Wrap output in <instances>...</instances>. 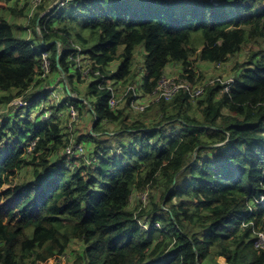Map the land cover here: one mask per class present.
I'll use <instances>...</instances> for the list:
<instances>
[{"label": "trees", "instance_id": "16d2710c", "mask_svg": "<svg viewBox=\"0 0 264 264\" xmlns=\"http://www.w3.org/2000/svg\"><path fill=\"white\" fill-rule=\"evenodd\" d=\"M22 1L0 0L15 4L0 11V264H46L75 241L81 264H264V0H49L30 38L14 23L34 11ZM245 49L228 91L216 81L145 113L130 95L129 114L110 107L109 87L142 72L152 95L171 64L193 81L194 62L227 64ZM80 58L92 62L82 98ZM58 76L67 85L54 99ZM87 106L93 130L74 142L67 123ZM76 145L84 155L68 156ZM148 185L162 188L136 214Z\"/></svg>", "mask_w": 264, "mask_h": 264}, {"label": "rangeland", "instance_id": "374dc122", "mask_svg": "<svg viewBox=\"0 0 264 264\" xmlns=\"http://www.w3.org/2000/svg\"><path fill=\"white\" fill-rule=\"evenodd\" d=\"M33 1H34V4H32V0H29V1L25 0V1H22L21 3H18L19 5L17 7L20 10H23L24 7L26 8V12H25L26 14H28V11H29V9L31 7L34 8L33 9L34 11L30 12L29 16H27V17H17L16 16V20L14 22L15 24H18L19 26H23V27H25V29H27L26 30L27 33H24L23 31H21V30L19 31L18 30V34L19 35L27 36V38L32 37V33L31 32L33 30V26H32V22H31V18L36 13L35 12L36 7H38V4L40 5L41 2L45 3L47 1V3H48L49 0H33ZM62 1L63 0H56L55 3H53V6L57 5L58 3L61 4ZM11 5L15 6L14 3H12L10 5H8L6 3H0V11H3L4 8H7L8 6H11ZM37 31L39 32V28H37ZM137 53H138V56H137L134 68L136 70L137 69L140 70L143 67L144 51H143L142 48H139L137 50ZM249 54H250V50L249 49H245L243 52H241V54H239V55H237L235 57H232L227 64L217 65V66L216 65H211V64H208V63H204V62H200V61L194 62L195 64L193 63V70L195 72L196 77L194 78V80L192 82H194V84L196 86H205V87H207L209 84H211L213 82H216L218 79H225V80L232 79L234 74H235V70L237 69V67L240 64H242L243 62L247 61ZM194 58H196V57H194ZM91 63H92L91 60L82 59V58H80V61H78V64H79L78 67H80L81 71L84 72L83 73V76H84L83 80H85L84 83H78L77 84V87H78V89L81 92L80 93L81 94V96H80L81 98L86 93V89H87L88 84H89V80H90L89 71L91 70V68H90V64ZM45 64H46V70L49 72V69L47 68L48 62H46ZM117 66H118V63H114V64H112L109 67V70L110 71H114V70H116ZM167 72H166V75H170V76H181L182 74H184L182 72V66L180 64H171V65H169ZM169 72H170V74H169ZM184 76H186V78L188 79L190 74L185 73ZM55 77H56V75H51V74L46 76L47 79H52V80H54ZM135 79H136V84L132 85V86L136 87V89L138 90V93L142 95V99L143 100H146V102H149L148 99H144L146 97L143 95V93L141 92V89H140L141 85L143 84V72L140 74V76L136 75ZM59 82H60V78L58 76V78L56 79L55 83L52 86H48L49 89L53 91V98L54 99H59L60 98L59 97L60 94L58 92H56V89L63 90L65 85H67V83H64L65 81L63 83H60V85H58ZM222 86L224 87L223 88V92L228 91L231 88V87H229L230 85H228L227 82L222 84ZM127 87L128 86H126L124 83H120L118 86L111 87V88L114 91L118 92V96H119L118 99L121 100L124 97V92L127 89ZM205 91H206V88H205V90H203V93H205ZM21 102H22L21 99H19L17 101L15 100L12 103V105H14V107H22L21 106ZM120 103H122V104L119 107L124 109L126 114H129L131 110L129 108H127V106H125V101L123 100ZM155 110L156 109L153 108V111H151V113L149 114V118L147 119V121L150 120V119L154 120V119L158 118L157 117L158 114H156ZM90 112H91L90 108L87 106L81 113H79V117L76 120L71 118V124H70V121H68L67 125H68V127L70 129L69 131H70V133L74 134V142L76 141L77 137L85 136V135H87L88 132H92L93 127H94V118H93V116L91 115ZM41 113L36 111L34 113V115L35 114L41 115ZM190 113L192 115H194V116H199L200 115V112H198L197 106H195V105H193L191 107ZM131 115H132L133 119H135V118L136 119H140V117L135 116L132 112H131ZM0 117H1V112H0ZM105 126H106V129L109 130V131H114L116 129V125L111 124V123H108ZM111 138H113V137H111ZM113 140L114 141H118L117 136H114ZM84 149H85V147H84ZM68 156L73 157L72 155H68ZM159 188H162V186L158 185V186L152 187V186L148 185V186L144 187V189L142 191L136 192L134 194L133 202L131 204L130 209L131 210H135V208H137V206H139V204L141 203L140 202L141 195L143 193H148L149 194V198H150L151 194H152L153 198L154 197L157 198V196L159 194V190H158ZM149 198H147V202H149ZM135 211H136V214H138L141 211V209L135 210ZM156 226L158 228H161V224L160 223H157ZM256 248L260 249V248H263V246L262 247L256 246ZM82 251H83V244L81 242H79V241H75L73 243V245L70 247V249L67 252L66 256H63L60 259H54V260L52 259L49 262H47L46 264H81L80 263L81 260L79 259V256L82 254ZM220 263L221 264H226V261L221 259Z\"/></svg>", "mask_w": 264, "mask_h": 264}, {"label": "built area", "instance_id": "2783aa9c", "mask_svg": "<svg viewBox=\"0 0 264 264\" xmlns=\"http://www.w3.org/2000/svg\"><path fill=\"white\" fill-rule=\"evenodd\" d=\"M49 67V64L47 68ZM217 81H220L222 84L225 82L230 85L233 80L229 79L227 81L223 79H218ZM203 86H196L193 85L192 82H190L188 79L181 78V77H172V76H164L161 81L159 82L156 90L152 94L151 98L154 99L155 102H161V101H167L171 102L174 100L178 95L180 94H187L193 99H198L202 97L203 95ZM112 91V97L110 99V106L113 108L118 107L119 105V99L117 98L116 91L111 89ZM133 91L134 99L132 101V108L137 113H144L146 109L150 106L149 102H146V100L138 98L137 92L134 91L133 87H130L128 89V92ZM127 92V93H128ZM71 118L76 120L78 118V113L75 109L72 110ZM85 150L82 145H76V146H69L66 149V153L68 155L72 156H82L84 154ZM148 198V193H145L141 196L142 202L146 203ZM145 226V225H142ZM264 248V234L260 233L257 246Z\"/></svg>", "mask_w": 264, "mask_h": 264}, {"label": "clouds", "instance_id": "9594fccd", "mask_svg": "<svg viewBox=\"0 0 264 264\" xmlns=\"http://www.w3.org/2000/svg\"><path fill=\"white\" fill-rule=\"evenodd\" d=\"M216 3V2H215ZM48 72V71H47ZM165 76H170V75H166L165 74ZM172 77H181V78H185V79H187L186 77H183V76H172ZM225 80V79H224ZM232 80H233V78H232ZM161 81V80H160ZM190 81V80H189ZM225 81H227V80H225ZM190 82H192V81H190ZM214 83V82H213ZM159 84V83H158ZM192 84L193 85H195L194 84V82H192ZM158 86V85H157ZM130 87H132V86H129V87H127V89L125 90V92H124V97L120 100L119 99V105H118V107L122 104V103H120L121 101H125L126 100V97L128 96V95H130L131 96V98H132V101H133V99H134V96H133V93H132V91L130 92H128V89L130 88ZM204 87V89L206 88L205 86H203ZM110 88V90L112 89L111 87H109ZM157 88V87H156ZM156 90V89H155ZM112 92V91H111ZM128 92V93H127ZM137 92V95H138V98H140V99H142V95L141 94H139L138 93V90L136 91ZM142 92V91H141ZM143 93V92H142ZM116 95H117V98H119V96H118V92H116ZM143 95L146 97V98H144V99H148L149 100V102H150V106L153 104V103H161V102H167V101H161V102H155L154 101V99L153 98H151V96L152 95H145L144 93H143ZM111 97H112V94H111ZM200 98H202V97H200ZM111 99V98H110ZM199 99V98H198ZM17 100H19V99H17ZM194 100H196V99H194ZM22 101V100H21ZM132 101H131V106H132ZM173 101V100H172ZM171 101V102H172ZM169 103V102H168ZM21 105H22V102H21ZM149 106V107H150ZM111 107V106H110ZM118 107H116V108H113V107H111L112 109H117ZM149 107L146 109V111L149 109ZM145 113V112H144ZM78 117H79V113H78ZM83 146V145H82ZM84 147V146H83ZM85 153V152H84ZM84 155V154H83ZM82 155V156H83ZM143 194H145V193H143ZM142 194V195H143ZM141 195V196H142ZM148 198H149V194H148ZM141 200V199H140ZM263 200V199H262ZM142 201V200H141ZM149 202H150V198H149ZM149 202H146V204L143 202V206L145 207L146 205H148L149 204ZM257 241H258V239H257ZM256 246H257V242H256ZM260 249H262V250H264V248H260Z\"/></svg>", "mask_w": 264, "mask_h": 264}, {"label": "water", "instance_id": "95a60500", "mask_svg": "<svg viewBox=\"0 0 264 264\" xmlns=\"http://www.w3.org/2000/svg\"><path fill=\"white\" fill-rule=\"evenodd\" d=\"M64 1V0H63ZM62 1V2H63ZM60 3H58L57 5H59ZM57 5H55V6H57ZM59 61V60H58ZM58 67H59V69H60V71L62 72V75H64V71H63V69H62V67H61V65L60 64H58ZM68 93L70 94V95H72V93L70 92V91H68Z\"/></svg>", "mask_w": 264, "mask_h": 264}, {"label": "crops", "instance_id": "0c3cea01", "mask_svg": "<svg viewBox=\"0 0 264 264\" xmlns=\"http://www.w3.org/2000/svg\"><path fill=\"white\" fill-rule=\"evenodd\" d=\"M168 73V72H167ZM169 74H170V72H169ZM146 112V111H145ZM262 234H264L263 232H262ZM259 235H260V233H259ZM258 238H259V236H258ZM227 264V263H226Z\"/></svg>", "mask_w": 264, "mask_h": 264}]
</instances>
